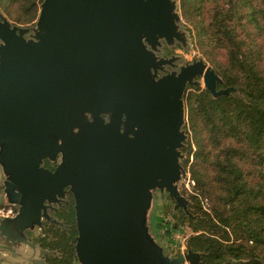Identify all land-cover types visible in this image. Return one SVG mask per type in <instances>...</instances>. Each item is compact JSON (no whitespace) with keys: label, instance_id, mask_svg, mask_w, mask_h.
Instances as JSON below:
<instances>
[{"label":"water","instance_id":"water-1","mask_svg":"<svg viewBox=\"0 0 264 264\" xmlns=\"http://www.w3.org/2000/svg\"><path fill=\"white\" fill-rule=\"evenodd\" d=\"M176 8L175 0H43L34 27L0 10L2 200L25 206L0 218V237L31 250L0 245V261L42 264L34 254L45 251L24 229L40 224L28 210L40 209L45 184L58 183L74 196L78 264H206L191 248L168 252L155 212L168 196L190 214L179 188L188 86L203 78L214 97L232 88L218 89L222 78L203 59L158 75L168 63L156 54L162 42L187 41ZM59 154L55 172L40 167Z\"/></svg>","mask_w":264,"mask_h":264},{"label":"trees","instance_id":"trees-1","mask_svg":"<svg viewBox=\"0 0 264 264\" xmlns=\"http://www.w3.org/2000/svg\"><path fill=\"white\" fill-rule=\"evenodd\" d=\"M38 1L0 0V6L7 12L12 9L15 22L27 23L36 17ZM242 1H232L223 11L238 16ZM249 6L253 25H244L248 31L242 36L235 34L242 15L233 24H222L223 31L219 22L220 26L212 22L210 34L228 61L222 69L224 82L234 85L236 93L214 97L204 90L190 97V118L195 128L199 126L196 135L207 142L206 158L213 159L211 174L206 172L212 178L203 181L196 170L193 179L203 191L218 194L215 201L220 205L204 212L206 220L192 225L198 233L188 239V246L202 252L206 264H264V47L251 49L255 40L247 42L256 26L264 35V5L252 0ZM68 250V261L61 264H78L76 252Z\"/></svg>","mask_w":264,"mask_h":264},{"label":"rangeland","instance_id":"rangeland-1","mask_svg":"<svg viewBox=\"0 0 264 264\" xmlns=\"http://www.w3.org/2000/svg\"><path fill=\"white\" fill-rule=\"evenodd\" d=\"M42 1L43 0L38 1V11L36 17L27 23L15 22L10 15L12 12L11 8H9L10 13L7 12L2 6H0V10L14 24L25 27H34L39 16ZM232 1L234 0H175L177 5L176 10L180 16V30L185 34L187 41L185 44L177 41L174 43L175 45L170 46V52L179 56L180 63L183 65L203 59L208 64V66L215 69V71L222 78V82L218 84V89L232 88L230 95L234 93V85H229L224 82L222 69L226 64H228V61L226 63L220 48L210 38V34L213 31L212 22L214 25L217 24L220 26V23L221 25L226 24L228 26L237 22L236 20L238 16L242 15L243 19L241 21V25L238 26L235 31V34L240 36H242L244 32L248 31L247 28L244 29V25H253V23H251V17H249V12L251 10L249 3L252 0H244L240 3L243 6L240 7L238 11L240 14L238 16H234L232 11L225 13V10H228L232 6ZM254 1L258 3V0ZM260 2L261 8H263L262 6L264 5V0H260ZM224 8L225 10L223 11ZM232 18L235 20L233 21ZM261 22L263 23L262 20ZM220 30H225V27L223 26V29ZM215 31H217V29H215ZM252 35L254 37L251 40L247 38L248 43H251L253 40H255V43L251 49H255L256 45L264 47V35L259 27L256 26L253 28ZM235 42L239 43L240 40H235ZM198 80H200V85L188 86L184 97L186 101V117L183 130L187 134V140L185 142L184 148L182 149L184 158L181 162L186 171V176H183L181 182L179 183V188L181 193L189 200L190 214H186L183 209H175L174 201H172L168 196L163 197L161 205L162 211L160 212L163 214L162 216L164 218L163 227L161 228V238L165 244H169L170 248H168V252L175 254L184 253L188 248H190L186 247L188 246V239L198 233L194 231V226L192 225L196 224L198 220H206L204 217V212H212L211 209L213 207L217 208L220 206L218 200L215 201L218 194L212 195L206 189L203 191V189L198 186L196 180L193 179V175L196 170H199L200 177L203 178V181L211 179L212 177H208L206 172H208L209 175L211 174L209 170L210 164L213 160L212 158H206L208 152V146L206 147L207 142H205L204 139L202 140L200 136H197V132L199 133V126L195 128L194 123L190 118L191 95L199 94L204 90H208L204 84L203 78L199 77ZM202 153L203 155H201ZM205 160H208L207 162L209 165L208 163H204ZM207 168L208 170H205ZM0 181V187H3L2 178ZM2 194L3 192L1 191L0 197ZM194 196L198 197L194 199ZM0 201V218L8 215L12 216L13 214L9 213L7 209H4V206L8 205L9 203L3 201L2 199H0ZM182 214L186 217V221H183ZM71 221H74L72 216ZM202 225L205 224L203 223ZM52 232L54 236L50 237L51 239H46L44 244L52 247L56 253V259H52L53 264L55 262L61 264V262L68 261L69 254L66 248L68 242H66V235L64 232ZM24 234L28 238L25 231ZM8 242H5V239L0 237V245H5V247H9L12 250L16 248L23 251L26 255L31 254L29 247L19 243L15 246V244L11 242H9L10 245H7ZM34 257H40V253L36 252ZM12 258L14 260H18V258ZM0 264L10 263L6 261H0ZM29 264L32 263L30 262Z\"/></svg>","mask_w":264,"mask_h":264},{"label":"flooded vegetation","instance_id":"flooded-vegetation-1","mask_svg":"<svg viewBox=\"0 0 264 264\" xmlns=\"http://www.w3.org/2000/svg\"><path fill=\"white\" fill-rule=\"evenodd\" d=\"M172 45L175 44H168L166 41H163L162 46L156 53L159 58L168 61L163 69L158 70V75L160 77L172 72L179 73L181 68L187 65L180 63V57L170 52V46ZM88 116L91 119V114H88ZM105 117L108 118L107 115H105ZM123 118H125V116H123ZM60 164L61 154L57 155L53 160L47 157L44 158L40 167L55 172ZM2 190L3 187H0V192ZM40 196L43 198L42 200L40 197V201L42 200V202H40V209L37 211L31 207L28 210L30 212H35L34 214H39L40 224H38V222H32L30 224L31 226L25 227L24 231L30 241L40 246V250L45 251V253H40V263L53 264L52 259H56V253L52 247L44 244L46 239H51L50 237L54 236L52 231L64 232L66 235V242H68L66 247L67 250L71 248V250L75 251L74 244L76 243L78 231L75 219L74 196L69 186L61 187L58 183L45 184L43 191L40 192ZM22 206L25 207L20 203L8 204L4 206V209H7L9 213L13 214L12 216H15ZM71 216L74 218V221H71ZM32 220L34 221V218ZM8 244L10 245L9 242L7 245ZM186 247L188 248V246Z\"/></svg>","mask_w":264,"mask_h":264},{"label":"crops","instance_id":"crops-1","mask_svg":"<svg viewBox=\"0 0 264 264\" xmlns=\"http://www.w3.org/2000/svg\"><path fill=\"white\" fill-rule=\"evenodd\" d=\"M0 183H1V181H0ZM2 192H3V190H2ZM0 199H2V196L0 197ZM162 211V209H161V207H157V209H156V212H155V214L159 217V218H162L163 219V223H164V218H163V214H161L160 212ZM162 227H163V225H162ZM161 227V228H162ZM166 242V241H165ZM167 246H168V248H170L169 247V244H166ZM189 247V246H188Z\"/></svg>","mask_w":264,"mask_h":264}]
</instances>
